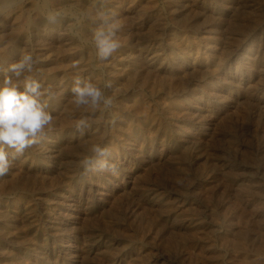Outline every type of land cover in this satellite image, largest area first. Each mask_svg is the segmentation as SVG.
Here are the masks:
<instances>
[{
  "label": "rangeland",
  "instance_id": "1",
  "mask_svg": "<svg viewBox=\"0 0 264 264\" xmlns=\"http://www.w3.org/2000/svg\"><path fill=\"white\" fill-rule=\"evenodd\" d=\"M107 6L121 42L107 61L90 35L75 40L65 26L39 42L0 43L5 66L22 50L44 57L41 83L63 92L42 142L0 176V229L11 230L0 232V264H264V0ZM87 49L97 68L78 59ZM77 75L112 107L93 115L71 104ZM93 143L109 149L118 174H85Z\"/></svg>",
  "mask_w": 264,
  "mask_h": 264
},
{
  "label": "clouds",
  "instance_id": "2",
  "mask_svg": "<svg viewBox=\"0 0 264 264\" xmlns=\"http://www.w3.org/2000/svg\"><path fill=\"white\" fill-rule=\"evenodd\" d=\"M18 3L19 0H0V18L10 17ZM107 5L108 0H93L90 7L81 11L83 20L93 25L89 30L90 37L100 61H107L121 47L117 13ZM60 15L59 12L49 11L45 18L49 24H56ZM81 22L76 20V23ZM39 62L34 52L22 50L16 62L6 67L0 63V176L8 173L16 157L42 142L45 129L54 120L49 107L55 93L41 83L40 69L36 67ZM78 66L79 61L72 63L73 68ZM104 87H111V83L106 82ZM70 91V103L85 112L91 110L93 115L101 106L107 110L113 105L112 98L105 94L103 88L79 75L73 79ZM89 127L87 118L80 119L76 124V130L81 135ZM110 155L107 147L93 143L80 160V166L85 174L110 172L116 175L119 165L109 161Z\"/></svg>",
  "mask_w": 264,
  "mask_h": 264
},
{
  "label": "bare ground",
  "instance_id": "3",
  "mask_svg": "<svg viewBox=\"0 0 264 264\" xmlns=\"http://www.w3.org/2000/svg\"><path fill=\"white\" fill-rule=\"evenodd\" d=\"M171 1V0H170ZM224 1H230V0H224ZM204 2V1H203ZM93 3V0H19V3L17 4V6L15 7L16 9V12L15 13H12L10 17H7V18H0V36H3L2 38H0V43L3 42V41H6L7 39L8 40H11V42H13L15 44V42L21 40V39H28L30 36L31 38L33 37V39H35L37 42H39V39H40V36L41 35H44V36H47V37H50L53 33L56 32V30L60 29L62 26H65V28L68 30L70 36L75 39V40H80V39H85V38H89L87 36L90 35V28L93 26L91 24L90 21L88 20H83V18L81 17V11L83 9H86L88 7H90ZM178 3V2H177ZM205 4H207L206 2H204ZM202 3V4H204ZM215 3V2H214ZM213 4V3H212ZM228 4V3H227ZM208 5V4H207ZM215 5V4H214ZM190 6V5H189ZM216 6V5H215ZM225 6V5H224ZM246 8V7H245ZM209 9V8H208ZM145 10V9H144ZM213 10V9H212ZM217 10V9H216ZM49 11H56V12H59L61 15L60 17L58 18L57 20V23L56 24H49L48 21L46 20V15L48 14ZM202 11V10H201ZM214 11V10H213ZM183 12V11H182ZM146 13V12H144ZM143 13V14H144ZM217 14V13H215ZM183 15V14H182ZM185 16V15H184ZM183 18H186L184 17ZM210 16V15H209ZM220 18V17H219ZM72 19V22L69 24L67 23L68 21H71ZM77 19H80L82 20L81 23H76V20ZM189 19V18H188ZM229 19V18H228ZM182 20V19H181ZM185 20V19H183ZM182 20V21H183ZM63 22L66 24H63ZM185 22V21H184ZM229 25V24H228ZM239 25V24H238ZM184 27V26H183ZM63 28V27H62ZM194 29V28H193ZM42 33H41V32ZM7 38V39H6ZM71 38V39H72ZM6 39V40H5ZM34 41V40H33ZM208 42V41H207ZM131 43V42H130ZM4 44V43H3ZM192 44H195V43H192ZM191 44V45H192ZM199 44V43H197ZM196 44V45H197ZM2 44H0V47H1ZM13 45V44H12ZM82 45V44H81ZM211 45V44H210ZM3 46V45H2ZM26 46V45H25ZM193 46V45H192ZM208 46V45H207ZM214 46V45H213ZM11 47V46H10ZM16 47V46H15ZM22 47V46H21ZM89 47V46H87ZM195 47V46H194ZM81 48V47H80ZM90 48V47H89ZM88 48V49H89ZM93 48V47H92ZM11 49V48H10ZM12 49L13 46H12ZM73 49V48H72ZM87 49V51H88ZM94 49V48H93ZM1 50V49H0ZM84 50V49H83ZM86 50V49H85ZM72 51V50H71ZM82 51V50H81ZM1 52V51H0ZM14 52V51H13ZM78 52V51H77ZM86 52V51H85ZM89 52V51H88ZM91 52H94V51H91ZM47 53V52H46ZM90 53V52H89ZM88 54V53H87ZM5 55V54H4ZM94 55V54H93ZM93 55L90 53L88 54V56L85 54V60H83L82 58H79L78 59L80 60L81 63L83 64H88V65H91L93 68H97L96 67V62L94 61V57ZM121 55V54H120ZM119 55V56H120ZM45 56V55H44ZM47 56V55H46ZM78 56V55H77ZM87 56V57H86ZM138 56V55H137ZM218 56V55H217ZM83 57V56H82ZM9 58V57H8ZM39 59L40 62H43L44 61V57H37ZM218 58V57H217ZM7 59V58H6ZM5 59V60H6ZM76 60V59H75ZM79 60H76V61H79ZM8 61V60H7ZM4 57L2 58V55L0 53V63H3L4 65ZM39 62V63H40ZM216 62V61H215ZM7 63V62H6ZM62 63V62H61ZM99 63H101L99 61ZM8 64V63H7ZM55 64V63H54ZM53 64V65H54ZM57 64V63H56ZM55 64V65H56ZM6 65V64H5ZM4 65V66H5ZM70 65V64H69ZM127 65V64H126ZM41 66V65H40ZM43 66V65H42ZM80 66V65H79ZM83 66V65H82ZM98 66V65H97ZM119 66V65H118ZM134 66V65H133ZM6 67V66H5ZM45 67V66H44ZM65 67V65L63 66ZM100 67V65L98 66V68ZM135 67V66H134ZM133 67V68H134ZM47 68V67H46ZM56 68V67H55ZM45 69V68H44ZM212 69V68H211ZM122 70V68H121ZM127 69H125L126 71ZM213 70V69H212ZM42 70L40 69V72ZM82 71V70H81ZM116 71H117V68H116ZM120 71V70H119ZM128 71V70H127ZM126 71V72H127ZM133 71V70H132ZM134 71H136V69H134ZM39 72V73H40ZM74 72V71H73ZM125 72V73H126ZM212 72H215V71H212ZM43 73V72H42ZM114 73V72H113ZM130 73V72H129ZM128 73V74H129ZM160 73V72H159ZM210 73V72H209ZM41 74V73H40ZM39 74V75H40ZM127 74V75H128ZM199 74V73H198ZM44 75V74H43ZM42 75V76H43ZM125 75L124 72H116L114 73V76L116 78L120 77V76H123ZM174 75V74H173ZM41 76V75H40ZM39 76V77H40ZM2 77V75H0V78ZM95 77V76H93ZM127 77V76H125ZM106 78V77H105ZM137 78V77H136ZM142 78V77H141ZM146 77H144L145 79ZM40 79V78H39ZM44 79V78H43ZM138 79V78H137ZM142 79V80H144ZM143 84V83H142ZM151 84V83H149ZM158 84V83H157ZM69 88V87H68ZM160 90V89H159ZM59 91V90H58ZM57 91V92H58ZM158 91V90H157ZM63 93V92H62ZM60 93V94H62ZM57 95L55 96L51 102V107H54V106H57L58 103L60 104V100H61V95ZM69 95V94H68ZM63 97V95H62ZM67 98V97H66ZM134 100V99H133ZM121 102V101H120ZM134 102V101H133ZM138 102V101H137ZM141 103V102H140ZM180 103V102H179ZM120 104V103H119ZM135 104V103H134ZM165 104V103H164ZM171 104V102H170ZM130 105V104H129ZM133 104H131L132 106ZM141 105V104H140ZM144 105V104H143ZM169 104H167L166 106V111L170 113V110H172L173 107L171 106H168ZM135 106V105H134ZM138 106V104H137ZM130 107V106H129ZM138 108V107H136ZM165 108V107H163ZM162 108V110H163ZM138 109H141L140 106ZM55 110V109H54ZM135 111V108L133 109ZM137 111V109H136ZM139 111V110H138ZM165 111V112H166ZM174 112L177 110H173ZM81 112V111H80ZM130 112V111H129ZM141 112V111H140ZM157 112V111H156ZM181 112V111H180ZM138 113V112H137ZM144 113V112H142ZM149 113V112H148ZM58 114V113H57ZM72 114V113H71ZM140 114V113H139ZM162 114H163V111H162ZM167 114V113H166ZM151 115V114H150ZM58 116V115H57ZM156 118H157V113H156ZM69 118V121H70V117L68 116ZM155 118V117H154ZM159 118L158 117V121H159ZM77 119V118H76ZM142 123L144 122H147V118L144 116L143 119H142ZM164 120V119H163ZM151 122V121H150ZM138 123V122H137ZM162 123V122H161ZM164 123V122H163ZM147 124V123H146ZM128 125V124H127ZM138 125H141V124H138ZM145 125V124H144ZM164 125V124H163ZM125 127V126H124ZM128 127V126H127ZM167 127V125H166ZM136 128V127H135ZM128 129V128H127ZM136 130V129H135ZM165 130V128H164ZM137 131V130H136ZM138 131H140L138 129ZM140 133V132H139ZM169 138V137H168ZM54 139V138H53ZM88 148V147H87ZM9 172V171H8ZM12 174V173H11ZM6 177V176H5ZM5 177L3 179H5ZM23 178L20 179V181L22 180ZM32 179V178H31ZM2 181V180H1ZM0 181V182H1ZM3 182V181H2ZM22 182V181H21ZM20 182V183H21ZM24 183H26L24 181ZM22 184V185H25V184ZM2 184V183H1ZM0 184V185H1ZM3 186V185H2ZM6 188V187H5ZM24 188V186L22 187ZM45 189V188H44ZM4 190V188L2 189ZM6 190L8 191V187L6 188ZM24 190V189H23ZM35 190V189H34ZM1 191V190H0ZM2 193H5L4 191ZM1 195V194H0ZM255 202V201H254ZM3 208V207H2ZM245 212V211H244ZM1 216V215H0ZM244 222V221H243ZM54 225V224H53ZM81 226V225H80ZM7 228V227H6ZM6 228H1L0 232H3L6 233L5 231L6 230H9V229H6ZM11 231V230H9ZM8 233V231H7ZM11 233V232H10ZM20 234V233H19ZM24 234V233H23ZM1 235V234H0ZM15 235V234H14ZM18 234L16 233V236ZM21 235V234H20ZM28 236V235H27ZM229 238V237H228ZM226 240V239H225ZM259 241V240H258ZM191 248V247H190ZM257 252H259L257 250ZM262 252V251H261ZM245 253V252H244ZM264 253V252H263ZM217 254V253H216ZM255 254V253H254ZM262 253H260L259 255H261ZM242 256V255H241ZM242 261L243 262H246V263H249L250 261V257L251 256H242ZM254 257V256H253ZM256 257V255H255ZM257 258H260L257 256ZM236 259V258H235ZM252 261V259H251ZM254 262V261H253ZM242 263V262H241ZM251 263V262H250ZM260 263V262H259ZM235 264V263H234ZM252 264V263H251ZM255 264V263H254Z\"/></svg>",
  "mask_w": 264,
  "mask_h": 264
}]
</instances>
